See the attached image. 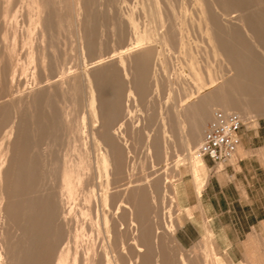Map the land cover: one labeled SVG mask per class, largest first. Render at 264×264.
Returning a JSON list of instances; mask_svg holds the SVG:
<instances>
[{
    "label": "rangeland",
    "instance_id": "1",
    "mask_svg": "<svg viewBox=\"0 0 264 264\" xmlns=\"http://www.w3.org/2000/svg\"><path fill=\"white\" fill-rule=\"evenodd\" d=\"M44 1L54 13L53 21L49 23V36L41 44L38 40L40 29L30 24L27 15L29 0H0V150H7L10 155L7 163L0 167V238L9 236L17 243L21 239L23 243H19L17 249L23 251L33 229L42 237L30 248L36 264H216L219 255L211 247L183 249L174 238L181 214L175 200V185L186 170L196 169L201 161L194 154L184 153L183 142H176V148L171 145L169 140L176 136L169 130L179 127L169 126V105L159 94L167 89L169 81L177 85L192 82L193 74L201 77L203 82L198 91L210 90L208 85L211 83L220 84L231 78L236 70L227 64L228 51H234V58H238L257 49L252 59L264 60V0H249L252 3L246 7L238 0L230 4L224 0H172L170 8L177 22L168 35L174 37L175 34L177 38L162 55L156 49V42L151 40L153 51L139 65V71L151 69V86L144 85L142 93L132 98L131 108L127 100L117 101L115 114L129 113L134 123L129 117L110 120L113 124L109 125L111 132L105 135L104 144L111 141L116 144L112 154L120 163L116 164L117 183L113 185L118 188L108 191L106 197L102 193L108 189L110 180L96 171V162L103 157V151L97 156L94 141L90 139L87 145L82 142L80 122L83 116L90 122V115H84L88 110L78 101L76 91L80 88L82 70L91 71L111 61L113 57L109 53L118 41L111 36L116 32L111 29L95 31L103 35L99 41L108 58L94 62V54H91L84 64L79 45L73 39L69 0ZM113 2L102 0L99 6L105 9ZM126 2L127 5L116 9L126 20L120 31L128 33L130 41L145 40L149 35L152 38L154 31L147 32L155 26L150 16L151 0ZM226 5H232V9H240L242 13L226 14ZM210 14L212 19L208 20ZM210 21L220 24L218 34L223 32L218 46L209 41L211 32L207 26ZM185 24L193 25L194 33L181 39ZM27 42L39 50L36 58H45V67L37 59L30 63L28 45L23 46ZM17 61L25 70L13 75ZM100 74H96L97 77ZM119 75L122 74L119 72ZM249 76L254 77L253 74ZM106 80L112 82L110 85L116 83L111 77ZM184 90L188 107L185 114H181L186 122L189 108L197 104V92L189 91L187 87ZM213 90V94L221 91L219 86ZM252 90L254 96L243 110L249 116L241 117L246 129L254 128L264 120V84L258 83ZM148 91H156L153 102L146 99ZM32 97L34 101L50 99V110L65 116L57 120L60 122L58 129L67 130L64 147L61 153H53L52 159L61 164L65 162L75 172L79 170V161L83 163L84 181L80 185L71 184L75 194L70 198L60 197L59 175L53 184L54 198L50 199L47 192H39L42 184L37 170L40 168L39 157L43 152L46 155V140L31 131L46 120L41 117L40 106L32 101ZM217 111L215 109L213 113ZM172 117L175 118V114ZM211 117L204 122V128ZM93 127L97 128V123ZM147 139L151 140V155L144 147ZM48 144L54 145L50 141ZM164 146L168 148L161 153L159 147ZM130 181H139L134 184L139 192L135 218L138 226H142L138 232L135 231L137 224H131L129 206L125 204L128 201L124 195L125 185ZM51 208L55 217L53 223L49 220ZM43 225L48 226L55 238L58 237L57 245H51L41 229ZM139 237L148 244V256L145 249L138 252L134 248V239ZM91 244L93 251L89 249ZM26 260L23 256L21 264H28Z\"/></svg>",
    "mask_w": 264,
    "mask_h": 264
},
{
    "label": "bare ground",
    "instance_id": "2",
    "mask_svg": "<svg viewBox=\"0 0 264 264\" xmlns=\"http://www.w3.org/2000/svg\"><path fill=\"white\" fill-rule=\"evenodd\" d=\"M99 1L101 2L102 0H85V2H81V0H69L68 5L70 6L69 19L72 22L74 30L73 39H75L79 45V52L83 57L84 64L87 62L86 60L91 54H94V62H101L108 58L106 55L107 52L105 53V51L102 49V42L99 41L100 37L103 35H98V32L95 31H99L101 29L115 30L116 33L112 34L111 37L118 39V41L112 45L111 53L109 54H111L113 58L109 63L91 71L84 72L82 70V74L79 77L80 88L78 91H76L78 101L83 104V107L86 110H88L84 115H90V122H87L88 117L85 118L84 116L80 122L81 128L79 129V133L82 135V142L84 145H87L90 139L92 142L94 141L96 143L95 146L98 154L97 156H99L100 152L103 151V157L100 161L98 159V162H96V171L101 177L103 176L105 179L110 180L108 189L106 192L102 193V195L106 197L108 195V191L118 188L113 187V185L117 183L116 164L120 163H118L116 156L112 154V152L116 151V144L113 145L112 141L110 144H104V139H106L105 135L108 132H111L109 125L113 123L110 120L113 121L117 118L129 117V119L132 121V116L129 113L121 115L115 114L117 101L120 99H125L128 101L129 108H131L133 107L132 98L135 95L142 93V88L144 85L151 86V69H141V71H139V65L146 59L148 55H151V51H153V48H151V40L156 42V49L162 55L165 52L166 47L171 44L172 40L177 38L175 37V34L174 37L168 35V32L172 31L174 25L176 24L177 19L172 14L170 8L171 4L173 3L172 0H151L152 8L150 16L151 21L155 23V26H151V29H147V32L153 30V37L151 38L149 35V37L145 38V40L136 39L130 41L128 33H122L120 31L121 24H123L126 20L124 17L122 18L119 16L118 11L116 10L117 7L120 8L123 5H127V2L125 3V0H114V2L108 4L105 9H102V7L100 8L99 6ZM224 1L228 2L227 4H230L229 2L233 3V1L237 0ZM238 2L240 5H242V7H246L252 3L249 0H238ZM27 5L29 7L27 12L29 22L35 29H40L41 34L38 40L41 44H44L51 30L49 23L53 21L54 12L50 10L49 3L45 2L44 0H29ZM113 6L115 8H113ZM233 7L234 6L232 5L224 6V9H226V14L234 12L242 13V10H234L232 9ZM150 16L148 15V17ZM210 18L212 19L211 14L207 16L208 20H210ZM12 20L13 19H11V21ZM219 26L220 24L212 21H210L207 26V29L211 32L209 41L215 43L216 46L219 45L220 40H222L224 37L222 36L223 32H220L221 36L218 34ZM194 29L195 27L193 25L185 24L180 38L185 39L190 37V33L192 35L194 33ZM28 31H30V29ZM144 41L149 43H145ZM24 45H28L27 53L30 63H34L37 59L39 60L40 65L45 67V58H36V54L39 53V50L34 48L32 45L30 46L29 42L24 43L23 46ZM257 51V49L253 50L252 52H249L244 56H239L238 58H234V51H228L226 53L228 54L227 64L229 67L232 66V68L236 70L234 72L235 74L231 78L222 80L220 84L211 83L208 85L210 90L198 91V89L203 85V82L201 77L198 75L195 76V74L191 76L193 79L192 82H189L188 84L182 82L180 84L182 86L169 81L167 89L159 95L163 96L166 103L169 105L167 112V115L170 117L169 126L175 124L176 127H179L172 131L169 130V133H173L176 136V138L169 140L172 141L171 145H173V148H176V142L180 141L183 142V150L186 155L194 154V150L201 141V132L203 129L206 130L207 128V125L206 128H204V122L207 121L209 116L211 117L212 115L213 117V114L215 113H213V110L215 109L223 113H235L240 117L241 121L242 118H247L249 116V113L245 111L243 112V110L244 107L250 102L249 100L254 96V91L252 89L258 83L261 84V86L264 84V79L262 78L264 75V64L262 62L264 60L252 59ZM165 69V72H167L168 69ZM24 70V67L17 61L15 62L13 75H15L17 71L23 73ZM100 72L101 74L97 77L96 74ZM119 72L122 75H119ZM252 74L254 76L253 78L249 76ZM106 77H111L116 83L114 85H110L112 82H110V80H106ZM218 86L221 90L220 93L213 94V89H216ZM184 87H187L189 91L192 90L197 92V95L195 96L197 104L195 105L200 104L199 106L194 105L193 107L189 108V118L186 122L183 119V114H181L183 112L185 114V109L188 107V104L186 103L187 97ZM224 87H226L225 90H223ZM145 94L148 101L151 100V102H153L154 99H156V91H153L152 93L151 91H148ZM26 97H30V95H27ZM32 98V101H34V97ZM34 102L35 104H39L41 109V117L46 120V123H43L42 125H35L31 131L36 134V136L46 140V145L44 146L46 155L43 152V155L39 157L40 168L37 170L39 174V182L42 184L39 192L42 194L47 192V195L50 199L52 197L54 198L55 193L53 191V184L57 181L59 175L62 184L60 197H69L74 193V189L71 184L74 183L80 185L84 181L85 173L83 171V163L82 161H79V170L75 172L74 169L70 170L69 166L65 162L61 164L59 160L54 161L52 159L53 153H57L59 151L61 153V150H63L64 147V139L67 136V130H59L58 126L60 122L58 123L57 120L60 119L59 117L63 118L65 116L63 113L60 115L57 112L50 110L52 105L50 99L42 100L37 98V100ZM43 109H46V113L43 111ZM174 114L175 118L172 117ZM51 119L53 121L50 122ZM96 123L98 125L97 128L93 127V125ZM132 123H134V120ZM114 133L116 134V132ZM48 141L54 145L51 146V144H48ZM144 147L147 154L151 155L152 146L150 139L146 140ZM167 148L168 146H164V148L159 147V150L162 149V153L164 150H167ZM9 156L10 155H8L7 150H0L1 168L10 159ZM138 182L139 181H130L127 183L125 185L126 188L124 192V195L128 200L125 202V204L129 206L131 224H137V228H135L136 232H138V230L141 231L142 229L141 224L139 227L138 221L135 218L137 214L136 207L139 202V192L135 190L134 184ZM44 183L46 184L44 185ZM128 195H130V198L127 197ZM132 195L134 196L132 197ZM31 198H33V196H31ZM53 219L55 220V217L51 208V213L49 216L51 223H53ZM41 229L44 231V234L49 237V242L51 245H57L59 243L60 240L58 237L55 238V235L49 230L48 226L43 225ZM31 234L32 235L28 236V240L24 244L25 250L23 251H19L17 249L18 244L22 242L21 239L17 243L15 238H10L9 236L1 237L0 264H21V258L23 256L27 259L26 262L28 264H36L34 257H32L33 253L31 252L30 248H33V246L36 245V242L42 237L37 235L33 229ZM93 246V244L90 245V251H93ZM134 248L138 252L141 248H143L145 249V254L147 256L149 255L150 250L148 244L140 240V237L134 239ZM60 261L62 260L60 259Z\"/></svg>",
    "mask_w": 264,
    "mask_h": 264
},
{
    "label": "crops",
    "instance_id": "3",
    "mask_svg": "<svg viewBox=\"0 0 264 264\" xmlns=\"http://www.w3.org/2000/svg\"><path fill=\"white\" fill-rule=\"evenodd\" d=\"M239 136L228 162L204 158L176 183L174 238L183 249L211 247L216 264H264V120Z\"/></svg>",
    "mask_w": 264,
    "mask_h": 264
},
{
    "label": "built area",
    "instance_id": "4",
    "mask_svg": "<svg viewBox=\"0 0 264 264\" xmlns=\"http://www.w3.org/2000/svg\"><path fill=\"white\" fill-rule=\"evenodd\" d=\"M243 126L237 114L215 112L194 150L195 158L198 160L207 158L213 164L228 162L240 145L239 132Z\"/></svg>",
    "mask_w": 264,
    "mask_h": 264
}]
</instances>
